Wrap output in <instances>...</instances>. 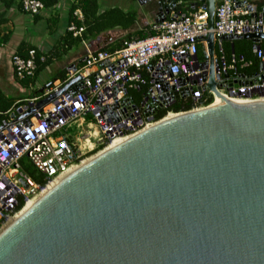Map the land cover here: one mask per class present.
Returning <instances> with one entry per match:
<instances>
[{"label": "water", "instance_id": "water-1", "mask_svg": "<svg viewBox=\"0 0 264 264\" xmlns=\"http://www.w3.org/2000/svg\"><path fill=\"white\" fill-rule=\"evenodd\" d=\"M182 1L138 0L155 3V23ZM190 2L212 29L216 0ZM238 40L264 35L221 38L232 53ZM206 41L207 89L220 104L160 120L62 179L0 233V264H264V102L216 93ZM188 95L160 98L144 116Z\"/></svg>", "mask_w": 264, "mask_h": 264}, {"label": "built area", "instance_id": "built-area-1", "mask_svg": "<svg viewBox=\"0 0 264 264\" xmlns=\"http://www.w3.org/2000/svg\"><path fill=\"white\" fill-rule=\"evenodd\" d=\"M21 7L31 17L47 9L38 0H21ZM59 7L55 4L51 8ZM194 8L189 4L184 16L175 14L178 9L171 12L160 23L149 24L141 36L123 40L113 50L88 49L82 39L84 27L68 22L66 32L79 38L85 47L81 65L69 66L64 77L41 94L17 102L15 109L6 113L9 119L0 126V229L23 209L16 211L19 201L23 200L25 206L47 186L40 188L23 171V159L49 184L104 151L114 140L135 136L174 114L168 112L160 120L154 118L159 110L144 116L160 98L168 101L175 94L187 92V97L168 102V107L184 99L204 104L189 111L220 103L215 92L207 89L209 65L201 56V48H208L209 34L214 38L213 57L219 66L216 93L240 104L264 102V55L260 49L254 51L262 40L252 43L259 60V69L252 75L241 73L251 62L234 55L226 59L221 41L225 36L264 35V6L258 8L257 0H216L212 29L202 4ZM75 12L77 20L82 21L80 10ZM10 60L17 81L35 77V50L28 51L26 57L14 53ZM224 74L229 77L223 78ZM75 78L79 82L68 86ZM133 91H141L137 101L129 94Z\"/></svg>", "mask_w": 264, "mask_h": 264}, {"label": "crops", "instance_id": "crops-1", "mask_svg": "<svg viewBox=\"0 0 264 264\" xmlns=\"http://www.w3.org/2000/svg\"><path fill=\"white\" fill-rule=\"evenodd\" d=\"M257 1L263 2L264 0ZM73 2L74 0H58L57 4L60 6L59 9L47 8L36 18L25 14L20 9L16 8V6L6 11L0 6V17L5 21L4 24L0 26V36L8 35L9 38L4 45L0 46V93L13 99L15 103H17L33 95L41 94L40 91L47 89L48 84L62 79L69 66L74 65L77 67L81 65V61L85 56V47L80 45L79 48L73 51L70 50V48L66 52H60L58 58L53 59V61L35 77L33 87L25 88L15 79L10 60L12 54L15 53L19 56H26L27 52L30 50H37L40 54L45 55L53 51L58 41L59 44L64 38L69 37L66 32V27L69 22V11ZM191 3L190 0L182 1L179 7H181L183 13L187 12L186 7ZM139 6L146 7L145 9L147 10L136 12V22L133 28L131 27L128 30L114 29L102 33L94 40H86L87 48L92 51L114 48L116 46V44H114L115 38L118 34L134 32L136 26L139 24L148 26L153 23L156 17L154 13L155 7H153L152 2H141ZM179 7L178 11H181ZM111 8L113 7L106 8V6H102L99 7V12L102 13ZM122 11L127 12L124 10ZM75 16L78 17V13L75 12ZM58 22H61V30L58 31L57 39H53L51 38V34L54 26ZM28 26H33L35 31L31 36H27Z\"/></svg>", "mask_w": 264, "mask_h": 264}, {"label": "trees", "instance_id": "trees-1", "mask_svg": "<svg viewBox=\"0 0 264 264\" xmlns=\"http://www.w3.org/2000/svg\"><path fill=\"white\" fill-rule=\"evenodd\" d=\"M38 1L43 2L46 8H51L58 2V0H38ZM98 1L99 0H80L79 2H77V4H73L70 8L69 22L76 24L78 27L84 26L83 39L94 40L102 33L114 29L128 30L134 26L136 22V12H123L118 8H111L100 13ZM199 5L200 3H198L194 9H197ZM0 6L5 11L9 10L13 6H16V8L22 11L21 0H0ZM261 6H264V1L258 2V8ZM76 10H80L82 15V21L77 20V17L75 16ZM179 10H181V7H179ZM36 17L37 16H34V18ZM4 22L5 21L0 17V26L4 24ZM67 35H69V37L64 38L61 41V43L57 44L54 47L53 51L45 55H42L37 50H35V63L37 67L35 77L46 66H48L53 61V59L58 58V54L60 52H66L73 45L80 43L79 38H73L72 35L68 32ZM8 39H9L8 35L0 36V46L4 45L8 41ZM118 46L119 44H117L114 48H117ZM259 46H260V51L264 55V40L260 42ZM114 48H111L110 50H113ZM222 49L227 60H230L231 55H234L236 59H239L241 57L245 61L251 62V66L248 69L242 70L241 73L245 75H252L258 71L259 60L257 59V55L253 52V44L251 41L238 40L233 42L234 53L231 52V43L229 42H223ZM26 56H21V57H26ZM41 57L44 59L43 61H40ZM35 77L33 79H26L20 81V84L25 88L31 85L33 86ZM140 93L141 91L140 92L133 91L130 92L129 94L132 96L134 101H137ZM202 104L203 103L201 101H199L198 103H194L191 99L179 100L173 103L170 107H168V109H163L156 112L154 114V118L155 120H160L168 112H172V113L188 112L192 108L201 106ZM16 106L17 103H15L13 99L8 98L2 93H0V126L9 119V115H7L6 113L11 110L13 111V109H15ZM22 169L26 174H28L34 180V182L40 188H44L47 185L48 179L45 176L39 174V172L36 169H34V167L31 166L24 159L22 160ZM23 206H24V201L23 200L19 201L16 211L21 210Z\"/></svg>", "mask_w": 264, "mask_h": 264}, {"label": "rangeland", "instance_id": "rangeland-1", "mask_svg": "<svg viewBox=\"0 0 264 264\" xmlns=\"http://www.w3.org/2000/svg\"><path fill=\"white\" fill-rule=\"evenodd\" d=\"M98 2H99V7H102V6H106V8L113 7V8H118L120 10H124V11H127V12L128 11L129 12H140L142 10L143 11L147 10V9H145L146 7H140L139 6L140 3L138 2V0L137 1H135V0H104V1L103 0H99ZM152 4H153V7L156 8L155 3H152ZM154 13H155V11H154ZM146 28H147V26H143V25L139 24V25L136 26V28H135L136 30L134 32L118 34L116 36V38H115L114 44L117 45V43L119 41H121V40H126V39H129V38L139 37L141 34H143L145 32ZM27 30H28L27 36L28 35L31 36V35H33L35 33L33 26H28ZM60 30H61V22H58L53 28V31H52V34H51V38L57 39L58 31H60ZM58 42H57V44H58ZM80 45H81V43H79V44L77 43V44L73 45L70 50L73 51V50L79 48Z\"/></svg>", "mask_w": 264, "mask_h": 264}, {"label": "bare ground", "instance_id": "bare-ground-1", "mask_svg": "<svg viewBox=\"0 0 264 264\" xmlns=\"http://www.w3.org/2000/svg\"><path fill=\"white\" fill-rule=\"evenodd\" d=\"M233 103H236V104H240L238 102H233ZM220 103H216L215 105H213L212 107L214 106H217L219 105ZM181 114H178V115H174V114H169L164 120H162L163 122L164 121H167V120H170L172 118H175V117H178L180 116ZM158 124V123H157ZM157 124H151V125H148L143 131L141 132H144L154 126H156ZM139 132V133H141ZM138 133V134H139ZM137 135V134H136ZM133 137V136H132ZM131 137H128V138H122V139H116L114 140L104 151L100 152L99 154H97L96 156L92 157V158H89L85 161H83L80 165H78L77 167H73L71 169H69L65 174L55 178L54 180H52L49 184H47V186L41 191V193L39 195H37L36 197L30 199L26 205L23 207V209L18 212L14 217H12L11 219H9L7 221L6 224H4L2 226V228L0 229V233L9 228L10 226H12L16 221L17 219L25 212H27L41 197H43L49 190L53 189L62 179L66 178L67 176L71 175L72 173H74L75 171H77L78 169H80L81 167L89 164L91 161H93L96 157L102 155L103 153L123 144L124 142H126L127 140H129Z\"/></svg>", "mask_w": 264, "mask_h": 264}]
</instances>
